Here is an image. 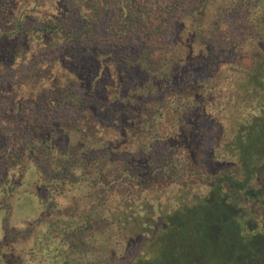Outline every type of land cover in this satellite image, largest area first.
<instances>
[{
	"label": "trees",
	"instance_id": "trees-1",
	"mask_svg": "<svg viewBox=\"0 0 264 264\" xmlns=\"http://www.w3.org/2000/svg\"><path fill=\"white\" fill-rule=\"evenodd\" d=\"M0 210V264H264V0H0Z\"/></svg>",
	"mask_w": 264,
	"mask_h": 264
},
{
	"label": "rangeland",
	"instance_id": "rangeland-1",
	"mask_svg": "<svg viewBox=\"0 0 264 264\" xmlns=\"http://www.w3.org/2000/svg\"><path fill=\"white\" fill-rule=\"evenodd\" d=\"M207 147L206 149L208 150L210 148V145ZM36 178H37V170L35 165L32 164L26 172L24 186L20 188L19 190L20 192H18L19 194H17L13 199V211L10 218V225L14 228L23 227L25 220L36 217L40 211V203L36 196L32 195V196H28L26 199L24 198L26 196L24 194L25 190L29 189L30 187L29 185ZM192 178L194 179L197 178V180H201L200 176H195ZM4 215H5V211L0 210V238L2 237L3 234ZM131 253H129L127 256H130ZM127 256L124 259L121 258L115 259L110 264H129V261L127 259L129 257Z\"/></svg>",
	"mask_w": 264,
	"mask_h": 264
}]
</instances>
